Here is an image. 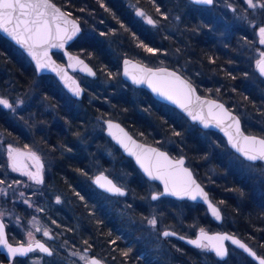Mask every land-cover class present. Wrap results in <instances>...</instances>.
Listing matches in <instances>:
<instances>
[{"label":"trees","instance_id":"16d2710c","mask_svg":"<svg viewBox=\"0 0 264 264\" xmlns=\"http://www.w3.org/2000/svg\"><path fill=\"white\" fill-rule=\"evenodd\" d=\"M54 1L83 25V34L70 48L85 57L96 69L94 81L103 77L122 78L120 57L113 53L104 39L108 34L117 33L128 38L131 50L126 55L136 59L145 61L140 52H135L136 47L155 50V45L146 39L143 28L134 21L133 12L127 4L133 2L158 20L164 19L173 9L178 8L175 0ZM240 1V4H244ZM179 2L181 6L188 8L197 6L190 0ZM260 3L264 4V0H260ZM241 8L238 13L241 18L245 15V19L239 18V22L228 23L234 18L226 13L227 22L222 23L226 28L219 29L220 32L217 33L220 35L217 38L207 35L202 46L199 45L200 39L191 41L193 48L200 50L199 47H203V54L207 58L205 64L215 62L217 78L224 79L218 85L216 77L213 76L210 80L214 81V86L199 85L197 88L204 95L226 100L232 110L242 108L258 116L263 113L264 116V95L259 94L250 80L254 72L260 79H264L257 70L254 71L252 62L246 61L245 55L254 41L253 30L256 32L258 27L264 25V7L258 6L256 13L247 5ZM192 21L193 25L201 23L204 28L214 24L209 17L201 20L193 17ZM92 28V33L84 37L85 31ZM257 45L260 46V43ZM180 47L187 50L184 46ZM54 55L64 62L61 53L55 52ZM192 57L196 59L195 56ZM151 63V60H147V64ZM0 80L26 98V94L34 96L24 110L32 116L34 114L33 121L38 123L34 134L41 141L42 150L48 152L53 161L43 187L27 190L22 186L26 183L25 178L11 171L4 145L12 142L27 147L35 145L27 141L24 131L15 125L9 112L0 107V181L11 183L15 189L7 198L1 195L0 200H17L23 190L29 194L36 193L37 203L44 210L41 215L59 235L61 244L65 240L71 247L84 249L90 246L91 251H99V255L113 264H256L235 247L230 248L229 256L225 260H219L208 249L195 248L174 237L163 239L161 236L164 228H172L185 235H193L199 228L225 229L240 235L259 254L264 255V181L258 186L255 180L241 177L233 167L226 164L225 155L222 154L229 147L218 132L211 130L215 136L212 138L216 144L214 147L201 136L203 130L196 124L189 132L181 122L174 124L172 118L153 104L154 97L146 89L141 88V91L151 102L135 99L131 93V84L124 80L129 90L118 95L104 96L85 85L86 95L81 101L75 100L55 76L38 75L21 49L1 34ZM231 90L234 94L230 93ZM91 94L95 97L92 102L88 99ZM22 96L19 98L23 99ZM183 117L185 118L184 115ZM104 119L120 120L135 136L167 149L175 157L185 155L188 165L209 190L212 199L221 207L223 222H215L202 203L187 200L177 201L182 205L181 209L173 206L155 209V202L151 199L154 190L151 187L156 183L148 181L132 159L124 155L123 158L127 159V175L121 178L126 182L124 187L128 190V195H108L96 188L93 183L97 174L94 161L99 160L106 167H110L111 159L106 157L101 147L111 144L112 141L104 130L92 129L91 123L95 121L104 125ZM150 119L157 124L151 123ZM243 127L247 132L264 136L263 126L243 122ZM209 156L215 160L211 164L213 171H209L205 165ZM214 171L217 175L211 177ZM106 173L121 184L114 171L109 170ZM209 176L210 180L207 179ZM211 181L212 184H209ZM52 191L59 194L60 203L54 199ZM112 198H117V201ZM166 199L171 198L160 200ZM124 200L131 201V212L136 217L148 218L153 214L161 216L154 229L156 237L160 236L157 243L161 252L153 250L152 245L155 244L148 241L141 229L131 230V226L125 221L126 216L118 213V208L122 211L125 209L122 205ZM17 208L27 215L21 205H17ZM128 211L126 209V214ZM142 251L145 252L143 257L139 255ZM65 257L66 255L60 257L61 261L51 264H68ZM52 259L53 257L50 260Z\"/></svg>","mask_w":264,"mask_h":264},{"label":"rangeland","instance_id":"374dc122","mask_svg":"<svg viewBox=\"0 0 264 264\" xmlns=\"http://www.w3.org/2000/svg\"><path fill=\"white\" fill-rule=\"evenodd\" d=\"M176 6L179 8H176L175 14H172L170 17L168 16L165 20L159 21L156 19L152 14L145 11L143 8L136 6L133 2H130V11L133 12V19L136 22V24H139L143 30L145 35L149 37L150 40H153L155 42V50L153 49L152 52L147 51L146 49L143 50L142 48L136 47L134 50L135 52H140L142 54V57L145 58H153V61L155 63H152L150 65L152 66H159V65H167L172 66L173 68H176L180 72H182L185 76L190 78L194 83H196L198 86H202V82L208 81L210 82L211 78L217 77L216 76V65L215 62H208L205 64V54H203V47L200 50L193 48L191 41L193 42V39H200L199 45L202 46V43L206 41L207 35L211 36L212 38H217L220 34L217 32H220L219 29L226 28L224 24L227 22L226 13H229L230 18H234L233 20H230L228 23L232 22H239V18H241V15H239L238 12L241 11V6L247 5L246 0H242V3L240 4V0H215V3L212 6H195L193 8H188V6L182 5L179 2V0H175ZM256 2V0H254ZM248 6V5H247ZM254 13L257 12L258 6L256 8H252ZM142 11L145 13V16H140L137 14V11ZM243 15V14H242ZM146 17H150L152 20H154L156 23L148 24ZM195 17L197 19L203 18V17H209L214 24L212 26H209L208 28H204V25L201 23H198L197 25H193L192 18ZM245 19V15L243 18ZM188 24V25H187ZM191 25V27L189 26ZM263 26L258 27V31L255 32V29L253 30L254 35V41L253 44L249 46V51L245 54L246 55V61L252 62L253 68L256 71V61L260 58V53L264 52V44L260 43V36H259V29ZM92 30L85 31L84 37L89 33H92ZM122 38V40H121ZM124 38V39H123ZM105 41H107L108 46L113 53H115L116 56H119L120 60L122 57H124L127 52L131 50L130 44L131 42L126 37H122L120 34H108L106 37H104ZM178 43H181L180 46H184L187 48L182 50L181 47H178ZM257 43H260V46L257 45ZM129 45V46H128ZM185 54H187L185 56ZM192 56H195L193 58ZM203 60V61H202ZM253 83V85L256 86L259 94L264 95V81L260 79L258 76H256L255 72L253 77L250 79ZM82 83L87 86H89L93 92L101 93L104 96L106 94H110L111 96L118 95L124 91L129 90V88L125 85L122 78L119 79H111V78H101L97 81H94L93 78L82 76L81 77ZM131 93L134 96L135 99L138 101H146L148 100L151 102V99H147L144 97L141 88H136L131 85ZM230 94V93H229ZM231 94H234V92L231 91ZM27 95V98L25 96H22V94L13 88H8L2 80H0V98L7 99L9 103L12 105V108H6L3 105H0L1 108L5 109L9 114L14 118V123L16 126L20 127L24 131L25 138L30 143H33L35 146L27 147L23 146L20 143L12 142L10 144L4 145V152L9 151V149H15V147L21 146L28 149L35 150L36 153H38L45 161L46 164V172L51 170L53 166V161L50 159V156L48 155V152H44L42 150V146H40V140L37 139V137L34 134V130L36 129V125L38 123L36 121H33L35 117L31 114H28L25 112L24 109H26L27 105L29 104L30 98L32 99L33 95ZM225 95V94H224ZM23 99H20L21 97ZM219 98V97H216ZM89 101L92 102L95 97L91 94L88 97ZM153 99V104L156 107H159L161 111H163L166 115H168L170 118H172L174 124L175 122H181L184 128L187 132L192 130L194 128V124H192L189 120L186 121L184 117L182 118V113L178 111L176 108L160 102ZM220 99V98H219ZM224 102L226 100L221 99ZM227 103V102H226ZM79 106V105H78ZM15 109V110H13ZM237 112L242 122L251 124V125H258L264 127V116L263 113H260L259 116L255 115L253 113L248 112L246 109L238 108L237 110H234ZM151 123H156L155 120L150 119ZM179 120V121H178ZM152 124V125H153ZM92 129L96 130H104V125L98 122L93 121L91 123ZM159 127V125H158ZM184 136V135H183ZM186 136V135H185ZM184 136V137H185ZM201 136L207 140L210 144H213L214 147H216L212 141V138L214 134L211 132V130H203L201 132ZM215 137V136H214ZM106 146H102V150L104 151L106 157L111 159L110 167H106L103 165V162L96 160L94 161L95 173L98 172H107L109 170L114 171L119 178L117 180L122 184V186H125L126 182L121 177H125L127 175L126 173V165L125 162L127 159L123 158V154L119 147L115 145L113 142L111 144H105ZM229 149L228 151H225V159L224 161L228 166L233 167L241 177H247L255 180L257 182V185L260 186L261 182L264 181V163H252L245 161L238 155H236L234 152ZM10 160V158H9ZM215 162V160L212 158V156H209L207 158V161L205 162V165L208 167L209 171H213L214 168H212L211 164ZM12 172L16 173L17 171H13L12 168H10ZM94 173V174H95ZM21 175V174H20ZM213 175H217V172L214 171L213 174H211V177ZM209 176L207 179H211ZM25 178V177H24ZM26 179V178H25ZM209 184H212V181L209 182ZM18 187V186H17ZM152 190H156L155 185H152ZM14 187L11 183H0V197L1 195H4L5 198H7L9 195H11L14 192ZM51 194L54 196V199L59 198V194L56 192H51ZM18 199L22 200L23 202L27 203L28 206H32L31 196L27 192H23L20 194ZM114 201H117V198H112ZM61 201V199H59ZM27 201V202H26ZM132 201V199H131ZM130 200H124L122 205L124 206V210L122 211L121 208H118L117 211L125 217L126 223H128L131 226V230H137L138 228L141 229L143 235L147 237L148 241L152 245V249L157 250V252H161L158 248L159 242V235H155L154 229L155 226L148 223V221L152 218H155L157 221H160L159 215H152L148 218L146 217H136L131 212V207H133V204ZM154 208L158 209L159 207H178L182 208L181 204L177 203V200L175 199H166L165 201H161L160 199L153 200ZM28 209V208H27ZM126 209L129 211L126 214ZM1 210V207H0ZM25 210V209H24ZM122 211V212H121ZM1 216H4V214H0ZM5 216L11 218V221L14 223V225L20 223L18 220L22 219V215L20 213H6ZM18 218V219H17ZM47 225V226H46ZM32 226H39V231L30 229L27 233L31 232L32 236L31 238H34L37 232L43 231L45 229H49V225L44 223L42 220L33 219ZM37 231V232H36ZM28 236V240L31 239ZM57 238H59V235H57ZM66 243V244H65ZM157 243V244H156ZM68 244L65 240H62V245L68 247ZM64 249V251H54V256L52 261L49 260L48 262L43 259V257H31L26 262L28 264H48V263H55L59 262L62 259L60 257L66 255V262L68 264H85L84 260L80 259L81 255H88L84 252L85 250L80 247L78 251H65L64 247H61ZM65 260V259H64Z\"/></svg>","mask_w":264,"mask_h":264},{"label":"snow or ice","instance_id":"6c2138e0","mask_svg":"<svg viewBox=\"0 0 264 264\" xmlns=\"http://www.w3.org/2000/svg\"><path fill=\"white\" fill-rule=\"evenodd\" d=\"M199 4H212L213 0H195ZM248 7L256 8L257 6L264 7V4L260 3V0H246ZM159 11V9H157ZM140 16H145L142 11H137ZM66 13L61 11L59 7L53 2V0H0V30L10 35L18 44L24 47L28 54L36 61L37 70L52 67V70L56 71L54 61H51L48 50L49 48H63L67 41L73 39L76 34L80 31L76 21L68 20ZM148 24H155L156 22L150 17H146ZM68 25H71L69 28ZM260 43L264 44V27L259 29ZM152 52L153 49H146ZM83 64V61H77ZM129 61H125L127 65ZM87 69V65L84 66ZM256 67L261 75H264V52L260 53V59L256 61ZM90 74L91 69H87ZM141 75L139 77L133 76L134 83H144L147 82L154 92L171 100L173 103H177L181 108L185 109L193 120H200L204 123L205 127L215 120L217 126L224 123L225 119H230L236 126L235 138L231 133H227L229 136V142L232 146L241 152L247 159L264 160V138H257L255 136H245L240 131L239 120L232 117L230 113L222 104H216L214 101H208V114L207 117L203 114V105L205 102H200L198 105L199 110H193L189 106L192 104L194 89L191 88L186 81L182 80L176 73L167 72L166 70L160 69L153 71L152 69L141 68ZM125 75H128L127 70ZM63 78V77H62ZM70 79V78H68ZM75 85V81H72ZM75 95H80L81 89L78 85L71 89ZM200 101L199 97L195 98ZM0 105L6 108H12V105L7 99L0 98ZM213 108L218 109V112H213ZM15 110V109H13ZM119 127L118 125H112L109 123V128ZM232 127V125H228ZM121 131H123L121 129ZM127 136V134H124ZM179 135V133H177ZM131 141V137H128ZM120 142L126 150L130 151V154L135 155L137 162L144 172L152 179H159L164 183V193L154 194L152 196L153 200L158 199L159 195H164L165 193L174 196H187L192 200L201 197L206 202H208V194L192 179V174L187 168L183 167V159L172 161L169 159L167 154L159 152L156 149H145L141 152H131L128 149V145L124 144L123 140ZM135 145V141H131ZM137 148H142L140 145H135ZM16 149H9V157L11 159V167L13 171L21 170L18 167V161L13 153L17 152ZM30 158L36 162V172H27L23 174L27 175L30 179L34 180L36 183H42L41 169L42 165L39 162V157L35 153L29 154ZM103 181V182H102ZM3 183V181H0ZM96 183L100 187L104 188L106 191L124 195L122 188L113 184L111 180L107 177L98 176L96 178ZM27 202V201H26ZM59 202V198H57ZM213 216L220 219V212L211 202L208 204ZM149 224L155 226L157 220L152 218L148 221ZM40 229L37 228V231ZM175 233L165 231L164 236L174 235ZM45 236H48V231L44 232ZM28 236L31 238L32 233L29 232ZM183 239V237H181ZM231 240L235 245L244 249L249 253L254 259L258 260L259 264H264V257L257 256V254L248 248V246L241 241L235 239L227 234H216L208 235L204 229H200V233L196 239L189 240L188 243L194 245L197 248L211 249L214 250L216 255L223 258L226 255V249L224 246V241ZM207 241V243H204ZM0 246L7 249L11 257L25 256L28 253L39 249V251L51 255L52 252L48 247H46L40 241H35V248L33 247V242L30 239L27 246L20 244L14 247L13 244L9 243L6 238L4 224L0 223ZM90 247V246H89ZM87 251V250H85ZM127 255V253H124ZM81 260L85 261V264H100V261L92 258L88 259L86 255L80 256Z\"/></svg>","mask_w":264,"mask_h":264},{"label":"water","instance_id":"95a60500","mask_svg":"<svg viewBox=\"0 0 264 264\" xmlns=\"http://www.w3.org/2000/svg\"><path fill=\"white\" fill-rule=\"evenodd\" d=\"M192 3H194L195 5L198 6H212L215 2V0H213V3L208 5V4H199L196 3L195 0H190ZM53 2L56 4L57 7H59L61 9V11H63L64 13L68 14L67 15V19L68 20H74L76 21L80 31L76 34L75 37H73L72 40L67 41V43L64 44L63 48H49L48 50V55L51 59V61H54L55 66L57 68L56 71L52 70V67H48V68H44V69H40L37 70V66H36V61L32 58V56H30L27 52V50L22 47L20 44H18L10 35H8L7 33L3 32L2 30H0V34L7 38L9 41H11L14 45H16L18 48L21 49V51L29 58V60L31 61V63L33 64L36 72L38 75H42V74H51L53 76H55V78L58 80V82L61 84V86L64 88V90L69 93V95H71L74 99L77 100H81L83 98V96L85 95V87L82 84L80 78L76 75L77 73L83 75V76H87L90 78H95L97 75L96 69L93 67V65L82 55H80L79 53H76L74 51L71 50L70 46L72 43H74L77 39H79V37L82 35L83 31H84V27L82 26V24L80 23V21L75 18L74 16H72L70 13H68L65 9H63L58 3H56L54 0ZM68 27L70 28L71 25H68ZM55 52H59L63 55L64 57V62L58 60L54 53ZM260 59V58H259ZM77 61H83V64L78 63ZM125 61H129V63L126 65ZM85 65H87V69H91V72L94 73L90 74L87 69H85ZM141 68H147V69H152L154 72L160 69L166 70L167 72H174L176 73V75H178L182 80L186 81L187 84H189L191 86L192 89H194L193 92V99H192V104L189 106L190 108H192L193 110H199L198 105L200 104V102H205L203 105V114L207 117L208 114V106L207 103L208 101H214L216 102V104H222L224 106V109H226L228 111V113H230V115L232 117H235L237 120H239V128L240 131L243 133V135L245 136H255L257 138H264V136L259 135V134H255V133H250L247 132L244 127H243V122L242 119L240 117V115L235 112L234 110H232L227 104L226 102H224L223 100L216 98V97H212V96H208V95H204L202 93H200L196 87V85L189 79L187 78L185 75H183L181 72H179L178 70H176L175 68H172L170 66L167 65H159V66H152V65H148L145 64L131 56H125L122 58L121 60V77L124 81L128 82L129 84H131L134 87L137 88H144L147 91H149L151 93V95L158 101L166 103L174 108H176L178 111H180L191 123L196 124L198 127H200L202 130H213L216 131L218 133H220L227 146L229 147V149L231 151H233L235 154H237L238 156H240L242 159H244L245 161L248 162H252V163H264V160H249L247 159L241 152L237 151V149L235 147L232 146V143L229 142V136L227 133H231L234 138H235V133H236V126L233 123L232 120L230 119H225L224 123L217 126L215 120H212L207 127H205L204 123H202L200 120H193L192 117L188 114L187 111H185V109L181 108L177 103H173L171 100L166 99L165 97L159 95L157 92H154L152 90V88L149 86V84L147 82L144 83H134L133 81V76H137L139 77L141 75L140 73V69ZM127 70L128 75H125V71ZM256 70L258 72V74L264 79V75H261L260 72L258 71L257 67ZM63 77V78H62ZM70 78V79H68ZM72 81H75V85L72 84ZM76 85L79 86V88L81 89L80 91V95H75L73 93V91L71 90L73 87H75ZM199 97L200 101H197L195 98ZM218 109L213 108V112H218ZM104 123V133L106 134V136L115 144L119 147V149L121 150L122 154L130 159H132V161L135 163V165L138 167V169L140 170V172L142 173V175L149 181H154L157 182L161 187L162 190L160 192H153L151 194V199L152 196L154 194H159V193H164L165 189H164V183L159 180V179H152L150 178L145 172L144 170L140 167V164L137 162V158L135 155L130 154L129 150H126V148L118 141L123 140L124 144L128 145V149L131 150V152H141L142 150L145 149H156L159 152H163L165 154H167V156L169 157L170 160L172 161H177L180 159H183L184 164L183 167L187 168L189 170V172L192 174V179H194L196 181L197 184L200 185V187L204 190V192H206L208 194V202H206L204 199H202L201 197H197V199L192 200L187 196H174V195H170L165 193L164 195H159L158 199L160 197H168V198H172L175 199L177 201H191L194 203H202L206 209L207 212L209 214V216L217 223H222L224 220V215L223 212L221 210V207L212 199L209 190L204 186V184L197 178V176L195 175L192 167L190 165H188L187 162V157L185 155H181L178 157L173 156L167 149H164L158 145L146 142L140 138H138L137 136H135L126 126L125 124H123L120 120L117 119H104L103 120ZM109 123H111L112 125H118L119 127H113V128H109ZM228 125H232V127H228ZM121 129L123 131H121ZM127 134V136H125L124 134ZM128 137H131V141H135V145H140L142 146V148H137L135 145L132 144V142L130 140H128ZM16 150H18L17 152L13 153L14 156H16L17 161H18V167H20L21 170H24L28 167L27 164V160L26 158L29 156L30 153H35L36 156L39 157V162L42 165V169H41V176H42V180H43V175H42V170L45 166V162L44 159L38 154L36 153L34 150L31 149H25V148H17ZM36 163V162H35ZM98 176H104L107 177L108 180H111L113 182V184L117 185L118 187L122 188L124 191V195H120V196H127L128 195V190L120 185L112 176H110L109 174L105 173V172H98L94 178H93V183L95 185L96 188L100 189L101 191L107 193L108 195H118V194H114L111 192L106 191L104 188L100 187L99 184L96 183V178ZM103 182V181H102ZM153 200V199H152ZM157 200V199H156ZM209 202H211L216 208H218L219 212H220V219H217L215 216H213L211 210L209 209ZM0 223H3L2 218L0 217ZM200 229L199 228L196 233L194 235H185V234H181L180 232L172 229V228H164L161 231V236L162 238H168V237H174L176 239H179L180 241H183L184 243H186L189 246L195 247L194 245L188 243L189 240L192 239H196L197 236L200 233ZM203 229V228H202ZM4 230H5V234H6V238H7V232H6V228L4 225ZM205 232L208 235H216V234H227L228 236H232L235 239L241 241L242 243L246 244L248 246V248L252 249V251H254L257 256H261L264 257V255L259 254L248 242H246L244 239H242L241 237H239L238 235L231 233L230 231L227 230H207L204 229ZM165 231H169L172 233H175L174 235H170V236H164L163 232ZM181 237H183V239H181ZM8 239V238H7ZM41 243H43L46 247H48L50 249V251L52 252L51 255H48L47 253L42 252L43 254L47 255V256H52L54 254V251L52 249V247L50 245H48L46 242L42 241V240H38ZM10 243V242H9ZM204 243H207V241H204ZM12 244V243H11ZM20 244H13L14 247L19 246ZM25 246H27V244H24ZM224 246L226 249V255L221 258L219 256L216 255L214 250L208 249L210 252L214 253V255L216 256V258H218L219 260H225L228 256H229V252H230V246L235 247L236 249L242 251L245 255H247L251 260H253L256 264H259L258 260L254 259L251 255H249L248 252H246L244 249L240 248L238 245H235L231 242V240H226L224 241ZM2 249L4 251L8 260L11 261L14 259V257H11L7 251L6 248H4L3 246ZM33 247L35 248V242H33ZM197 248V247H195ZM41 252V251H40ZM31 253V252H30ZM28 253V254H30ZM27 254V255H28ZM25 255V256H27ZM92 258H95L97 260L100 261V264L103 263V259H101L99 256H91L89 260H91ZM5 264H11L10 262H7Z\"/></svg>","mask_w":264,"mask_h":264},{"label":"flooded vegetation","instance_id":"af4514ba","mask_svg":"<svg viewBox=\"0 0 264 264\" xmlns=\"http://www.w3.org/2000/svg\"><path fill=\"white\" fill-rule=\"evenodd\" d=\"M129 5H128V7L130 9ZM204 83L206 85H210V86H214L215 85L214 81L202 82V84H204ZM194 84L196 85V87H198V85L196 83H194ZM217 84L219 85V82ZM19 147L20 148H24V147L18 146V147H15V149H17ZM25 149H28V148H25ZM31 150H33V149H31ZM6 156H7V159H8L9 166H10V168H12L11 167V159L9 160V158H10L9 157V151H6ZM26 160H27L28 167L26 169H24V170H19V171L16 172L17 174H21L23 177L26 178L25 179L26 183H25V185H22V186L25 187L27 190H31V189H34V188L38 189L39 188L38 186L43 187L44 184H45V181L47 180L48 172L50 170L45 173V171H46V168H45L46 164H45V166H44V168L42 170V175H43L42 183L38 184L34 180L30 179L27 175L23 174L25 171L35 173L36 170H37L36 169V163H35V161L33 159L30 158V156H28L26 158ZM151 182L152 183H156L155 185L157 186L156 190L153 191V192H160L162 190V187L157 182H154V181H151ZM30 187H33V188H30ZM23 191H22V193H23ZM29 195L31 196V201H33L32 202L33 204L30 207L28 206L27 203L23 202L21 199L20 200L17 199V200H13V201L0 200V207H1L0 214H4V216L0 215V217L2 218V220L4 222V225H5V228H6V232H7L8 241L10 243H12V244H27L29 242L30 239L28 240V233L27 232L30 231V229L34 228L33 230H36L37 228H39V226H32L33 219L42 220L45 224L46 223L48 224V221H46L45 218L41 215V213L44 210L37 203V199H36L37 194L32 192ZM161 198H168V197H160L159 199H161ZM56 201H57V199H56ZM60 202L61 201L59 200L58 203H60ZM17 205L18 206L21 205L25 209V212L27 213V215L23 214L21 212V210H19L17 208ZM11 212L20 213L22 215L23 221H22V219H20V220H18L20 223L14 225V223L11 221L10 216L9 217L5 216L6 213H11ZM45 231H48V236L44 235ZM163 239H166V238H163ZM31 240H32V242H35L37 240H42V241L46 242L48 245H50L52 247L53 251H58V249H59V251H64V249L61 248V247H64V246L61 244L60 238H57V234L55 233V231L53 230L52 226H50V225H49V229H45L43 231L37 232L36 235L34 236V238H31ZM231 247H233V246H230V248ZM79 249L80 248L78 246L71 247L70 244H69L68 247L65 248V251H78ZM84 250H87V251H84V252L88 255V259H90L91 256L95 255V256H99L101 259H103V263L102 264H113L110 260H107L103 256L99 255V254H101V253H99V251H91V248H89V247H85ZM2 251H4V250L2 249V247H0V264H5L7 262H10L11 264H28L26 261L29 258H31V257H39V256L43 257V259H45L48 262L54 256V254L52 256H47V255L43 254L42 252H40L39 249H35L34 251H32L27 256H16V257H14L13 260L9 261L7 256H6V254L4 252H2ZM139 255L143 257L145 255V252L142 251V252H140Z\"/></svg>","mask_w":264,"mask_h":264},{"label":"bare ground","instance_id":"6f19581e","mask_svg":"<svg viewBox=\"0 0 264 264\" xmlns=\"http://www.w3.org/2000/svg\"><path fill=\"white\" fill-rule=\"evenodd\" d=\"M215 3V2H214ZM208 7V6H207ZM130 10V9H129ZM175 13H177L176 12V9H173L169 14H168V16L170 17L172 14H175ZM73 16V15H72ZM167 15L164 17V19H161V21H163V20H165L167 17H168ZM76 18V17H75ZM160 21V20H159ZM81 23V22H80ZM82 24V23H81ZM188 25V24H187ZM83 26V25H82ZM190 27H191V25H189ZM83 34V33H82ZM146 39L150 42V43H153V45H155V42L153 41V40H150L149 39V37L146 35ZM180 44H178V47H180L179 46ZM137 53H139V52H137ZM63 56V55H62ZM125 56H129V55H125ZM124 56V57H125ZM132 57V56H131ZM64 58V57H63ZM123 58V57H122ZM134 58V57H133ZM136 59V58H135ZM143 59H145V61H143V60H139V59H137V60H139V61H141V62H143V63H145V64H147V60H151L152 61V63H155V61H153V59H154V57L153 58H143ZM59 60V59H58ZM122 60V59H121ZM151 63V64H152ZM149 65V64H148ZM215 65H216V67H217V64L215 63ZM120 66H121V61H120ZM42 75H44V74H42ZM79 78H80V76L79 75H81V74H79V73H77L76 74ZM83 76V75H82ZM217 78V77H216ZM215 78V80L217 81V82H220V84L222 83V82H224V79L223 78H221V77H218L217 79ZM80 80H81V78H80ZM82 82V81H81ZM83 84V83H82ZM84 85V84H83ZM206 87L207 85L204 83V84H202V87ZM85 87V86H84ZM232 91V90H231ZM231 91H230V93H231ZM232 92H234V91H232ZM69 94V93H68ZM85 95H86V88H85ZM84 95V96H85ZM71 96V95H70ZM83 96V97H84ZM72 97V96H71ZM73 98V97H72ZM83 99V98H82ZM81 99V100H82ZM75 100H77V99H75ZM81 100H78V101H81ZM206 162V161H205ZM215 230H225V229H215ZM227 231H229V230H227ZM231 232V231H230ZM231 233H234V232H231ZM234 234H236V233H234ZM236 235H238V234H236ZM239 237H241L240 235H238ZM242 238V237H241ZM243 239V238H242ZM245 240V239H244ZM246 241V240H245ZM247 242V241H246ZM254 248V247H253ZM255 249V248H254ZM256 250V249H255ZM257 251V250H256Z\"/></svg>","mask_w":264,"mask_h":264}]
</instances>
